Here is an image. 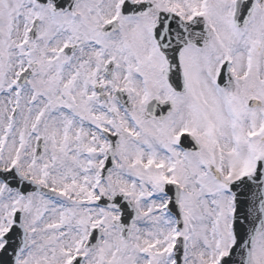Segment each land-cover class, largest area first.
I'll use <instances>...</instances> for the list:
<instances>
[{"label":"snow or ice","instance_id":"snow-or-ice-1","mask_svg":"<svg viewBox=\"0 0 264 264\" xmlns=\"http://www.w3.org/2000/svg\"><path fill=\"white\" fill-rule=\"evenodd\" d=\"M0 264H264V0H0Z\"/></svg>","mask_w":264,"mask_h":264}]
</instances>
